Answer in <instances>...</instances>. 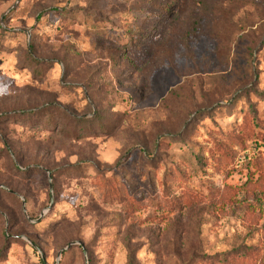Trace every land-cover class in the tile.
I'll use <instances>...</instances> for the list:
<instances>
[{
	"label": "rangeland",
	"instance_id": "374dc122",
	"mask_svg": "<svg viewBox=\"0 0 264 264\" xmlns=\"http://www.w3.org/2000/svg\"><path fill=\"white\" fill-rule=\"evenodd\" d=\"M152 1L0 0V115L52 102L113 122L78 141L0 123V264H212L264 246V0H162L150 47L131 48ZM147 174L164 207L127 212L115 181Z\"/></svg>",
	"mask_w": 264,
	"mask_h": 264
},
{
	"label": "trees",
	"instance_id": "16d2710c",
	"mask_svg": "<svg viewBox=\"0 0 264 264\" xmlns=\"http://www.w3.org/2000/svg\"><path fill=\"white\" fill-rule=\"evenodd\" d=\"M151 7L154 12L150 15L149 18L146 19L144 25L141 27V30L134 32L132 36L128 38V41L131 44V48L136 46L144 47L147 45H149L150 47L152 37L156 31L155 28L159 22V20H156V18L159 15H166L170 12L168 4H166V2L164 3L162 0H153L151 2ZM66 11L69 10H62L61 12V16L64 17V19H76L74 15L70 16L69 12ZM30 49L34 51L33 44L30 45ZM147 50L148 49H146L145 52ZM28 65L31 68L39 67V61L35 54L30 55V61ZM68 69L69 68H66L67 74L69 73L67 72ZM91 101L94 104L92 99ZM14 116H17L19 118L26 117L27 123L33 121V124H31L33 126H44L52 131L58 129L59 132L64 133V137L70 138L75 141L86 137L85 135L90 132L109 133L111 131L110 127H112L113 125V122L102 111H96L94 119L80 118L78 116L68 114L65 108L62 109L60 106H56L52 102H44L41 106H39V108H36L35 110L27 113L22 112V114H2L0 115V123L12 119ZM250 116H253L252 112L250 113ZM15 168L19 171L18 167ZM259 171L261 173L259 177L260 180L252 184L254 186L257 185L261 193L264 195V170ZM142 180L143 179L140 178L137 182V184L139 183V185L133 184L132 186H125L124 184L117 183V180L114 183V188L112 190V192L114 193V197L118 200V204L123 205L127 212H132L135 208L139 207L141 203L144 202V200L148 199L152 195L156 196L157 203L160 204V208L164 207L163 200L158 192V185L155 184V182H152L151 175L147 174L146 179L144 181ZM218 199L219 201H232L236 199V194L231 197L229 190H223L220 193ZM180 201H182L185 207H192L196 203H198L190 193H184L180 198ZM80 247L83 250L84 244L83 246L80 245ZM260 256L264 257L263 245H243L236 252H224L218 254L215 257V262H213L212 264H253L255 259Z\"/></svg>",
	"mask_w": 264,
	"mask_h": 264
},
{
	"label": "water",
	"instance_id": "95a60500",
	"mask_svg": "<svg viewBox=\"0 0 264 264\" xmlns=\"http://www.w3.org/2000/svg\"><path fill=\"white\" fill-rule=\"evenodd\" d=\"M75 244H77V243L74 242V243L69 244L68 247H67L66 249H69L72 245H75ZM80 245L83 246L82 243H80ZM61 253H62V252H60V255H61Z\"/></svg>",
	"mask_w": 264,
	"mask_h": 264
}]
</instances>
